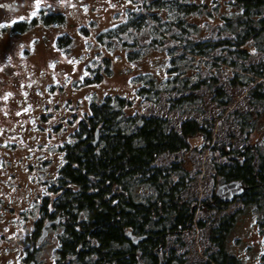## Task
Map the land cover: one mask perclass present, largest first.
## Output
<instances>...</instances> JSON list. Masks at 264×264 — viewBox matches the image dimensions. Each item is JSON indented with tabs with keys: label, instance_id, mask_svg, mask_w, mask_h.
Wrapping results in <instances>:
<instances>
[{
	"label": "rangeland",
	"instance_id": "374dc122",
	"mask_svg": "<svg viewBox=\"0 0 264 264\" xmlns=\"http://www.w3.org/2000/svg\"><path fill=\"white\" fill-rule=\"evenodd\" d=\"M185 2L197 10L187 16L189 43H226L205 57L186 53L188 62L178 63L186 64V76L193 85L176 95L169 58L182 53L184 47L172 37L178 29L169 22L173 16L166 10L158 13L162 22L167 21L164 28L169 32L163 37L157 34L158 43L145 28L127 29L118 41L107 45L109 41L101 43L98 37L122 25L129 13L141 8L143 0H40L39 9L36 0H0V24L9 25L0 28V134L1 127L11 130L15 125L16 132L21 125L24 132L29 129L27 136H0V264H27L29 259L37 264L56 263L63 227L51 229L38 249L32 238L36 225L43 221L42 207L56 196L52 188L64 164L59 148L74 140V130L87 118L92 104L115 94L130 103L126 113L160 117L177 132L183 121H195L209 134V140L204 135L190 138L186 149L161 155L156 161L157 166H176L174 179L185 177L187 188L182 197L193 209L189 232L168 237L159 253L170 256L171 264L209 261L216 247L208 241L207 231L226 216L232 218V225L225 234V252L241 264H264V195H259V207L246 202L248 196L232 200L223 209L206 207L223 183L213 165L227 171L243 161L240 153L248 148L264 152L263 104L251 95L255 86H264V79L243 70L261 60L264 28L236 47L231 29L242 34L244 28L233 26L241 16L234 0ZM49 15L63 20L44 25L42 19ZM17 24L23 25V31L15 28ZM155 27L160 32L164 29L163 24ZM59 39L67 44L59 48ZM32 73L35 81L30 78ZM142 75L162 89L157 98L135 96L141 85L136 79ZM27 90L31 96L25 104ZM188 92L191 102L181 108L169 100ZM16 99L23 100L21 106ZM62 117L61 126L67 129L59 138L52 136L48 125H57ZM131 192L137 201L154 196L145 184H133Z\"/></svg>",
	"mask_w": 264,
	"mask_h": 264
},
{
	"label": "trees",
	"instance_id": "16d2710c",
	"mask_svg": "<svg viewBox=\"0 0 264 264\" xmlns=\"http://www.w3.org/2000/svg\"><path fill=\"white\" fill-rule=\"evenodd\" d=\"M234 2L241 8V16L235 18L233 26L244 28L242 34L231 29L237 47L243 46L245 40L264 28V0ZM160 10H166L173 16L169 22L172 21L178 33L172 37L184 47L185 52L169 58V73L174 76V81H171L173 88L176 95L184 94L191 89L193 83L190 76H186V64L180 66L178 62L187 61L186 53L208 56L209 51H214L219 45L226 43H189L187 37L191 33V24L188 23L187 16L197 11L194 4L189 5L185 0H143L141 8L129 13L122 25L100 35L98 39L101 43L109 41V45L118 41L119 34L127 29L140 31L147 28L152 34V41L158 43L156 35L163 37L164 33L169 32L168 28H164L167 21L162 22L158 13ZM62 20V16L49 15L42 22L44 25H53L60 24ZM162 24L164 29L160 32L155 25ZM15 26L19 30L23 28V25ZM56 44L61 48L67 41L59 39ZM159 44L161 45L160 42ZM260 52L261 60L243 70L264 79V48ZM136 80L141 83L136 90V97L152 94L153 98H157L162 92L149 76L142 75ZM190 94L188 92L169 100L177 102L174 107L181 108L191 102ZM251 95L255 101L263 104L264 112V86L261 89L259 85L255 86ZM127 107H130L128 100L117 94L109 95L98 104H92L87 118L74 130V140L65 144L64 164L58 171L53 192L56 196L50 204L49 213L51 218L56 215L69 216L64 221V231L57 251L62 258L75 254L77 245L89 235L97 242V251H94L96 257L89 259L92 252L88 245V250L79 255L80 262L158 264L157 256L165 247L166 239L173 234H186L191 229L193 209L187 199L182 197L187 188L185 177L174 179L176 166H157L156 161L161 155L186 149L190 138L204 135L209 140V134H205L207 129L195 121L186 120L180 124L177 132L168 128L165 119L129 114L124 110ZM96 130L98 141L93 146ZM239 158L243 161L233 164L227 171L217 164L213 165V170L223 183L241 181L247 190L239 197L248 196L246 202L259 207V195H264V152L251 150L250 147L240 153ZM136 183L151 187L154 196L137 201L131 192V186ZM212 204L215 207H211ZM225 206L216 196L206 205L210 209H223ZM42 213L48 215L45 210ZM93 225L96 226L95 230H92ZM231 225L232 218L224 216L219 219L217 227L210 228L208 234L216 251L203 264H241L224 250L225 234ZM201 226L203 224L199 222V227ZM38 230L37 227L34 234ZM126 231L145 238L133 245L125 238ZM171 262L172 258L166 257L165 264Z\"/></svg>",
	"mask_w": 264,
	"mask_h": 264
},
{
	"label": "flooded vegetation",
	"instance_id": "af4514ba",
	"mask_svg": "<svg viewBox=\"0 0 264 264\" xmlns=\"http://www.w3.org/2000/svg\"><path fill=\"white\" fill-rule=\"evenodd\" d=\"M7 7H8L7 9H11L12 8V7L8 6V5H7ZM14 9H16V8H14ZM41 75H43V74H41ZM30 78L33 81L36 80L35 77L33 76V73L30 74ZM26 84L29 86L28 82ZM21 88H23V86ZM25 92L26 93L24 94V96H26V99H24V103L27 104L29 99H30V96H31V90H27ZM16 100H17L18 106H21L22 103H23V100L22 99H16ZM54 106H58V104L54 103ZM64 107H65V105H63V109H64ZM43 108H44V105H43ZM51 109H53V107H51ZM59 114H61V113H59ZM42 117H44V121H45V119H46L45 116H42ZM63 119H64V117L59 119V121H57L58 122L57 125H55L54 123H52L51 125L50 124L48 125V128H50V130H51L50 134L52 136H57L59 138L60 136H62L64 134V132L67 129V127H66L65 124H63L61 126V123H62L61 120H63ZM44 121H42L41 123H43ZM21 123H26V119L22 120ZM16 128H17V126H15V125L13 126V129H11V130L1 127V133H3L5 137L10 136V135L18 136V134H20L22 136H27V132H29V129H26V131L24 132V130L22 129V125H21V127L16 132L15 131ZM42 130H44V127H42ZM3 134H0V136L3 137ZM22 138H24V137H22ZM59 149H61L60 151L64 154V157H65V145L61 146ZM14 164H15V166H17V162H15ZM27 166H28V162H26V164H25V167H27ZM58 171H59V169H58ZM58 171H57V173H58ZM57 179H58V177H57ZM12 180H14V178H12ZM55 186H56V182L54 183L53 188H52L53 192L55 191L54 190ZM52 201H53V199L50 200L47 203V205L42 207V209H41V213L45 210V211H47L48 215L42 213L43 221H40L38 223V225H36V227H38L39 230H38V232L36 234H34L32 240L35 241V248H37V249L39 248V246L43 243V241L47 237L46 236L44 238V240L40 244H37L38 238H39L40 233H41V229L47 222L53 221L56 218H60V222L58 224H53L52 226L47 228V235H48L49 231L51 229H53L54 227H56V226H62L64 228V221L69 218V216H59V215H56V216H54V218H51V215L49 213H50V210H51L50 204H51ZM95 229H96V226L93 225L92 230H95ZM207 234H208V231H207ZM208 241L212 244L213 247H215V244L213 242H211V238L210 237H208ZM88 245L90 246V251L92 252V256H90L89 259H94L96 257V254H95L94 251H97V247H98L97 246V242H96L95 238H91L89 235H86L85 240L82 243H79L77 245V247L75 249V254L67 256L65 258H62L59 254H57L56 263L55 264H87L86 262L85 263L80 262L78 259H79V255L81 253H84V252H86L88 250V248H87ZM59 248H60V242H59ZM59 248L57 249V251L59 250ZM156 250H158V249H156ZM159 255L157 256L158 264H165L166 257L164 255H162L161 253ZM83 256L85 257V255H83ZM29 260L31 261V259H29ZM29 260H28L27 264L30 262ZM35 264H37V263L35 262Z\"/></svg>",
	"mask_w": 264,
	"mask_h": 264
},
{
	"label": "water",
	"instance_id": "95a60500",
	"mask_svg": "<svg viewBox=\"0 0 264 264\" xmlns=\"http://www.w3.org/2000/svg\"><path fill=\"white\" fill-rule=\"evenodd\" d=\"M97 141H98V130H96L94 133V141L92 142V145L94 146L97 143ZM246 190L247 187L244 186L241 181L233 180L230 182L219 184L215 191V196L221 202L227 204L230 203L232 200L236 199L237 197L241 196ZM59 222H60V218H56L53 221L47 222L41 229V233L38 238L37 244H40L47 236V228H49L53 224H58ZM124 236L127 240L131 241L133 245H137L145 238V236L133 235L129 231H126ZM28 264H35V262L31 260Z\"/></svg>",
	"mask_w": 264,
	"mask_h": 264
},
{
	"label": "snow or ice",
	"instance_id": "6c2138e0",
	"mask_svg": "<svg viewBox=\"0 0 264 264\" xmlns=\"http://www.w3.org/2000/svg\"><path fill=\"white\" fill-rule=\"evenodd\" d=\"M39 7H40V0H36V8L39 9ZM36 14H37L36 12H33L31 15H32L33 17H35ZM21 19H23V17H22ZM13 23H15V21H13ZM8 26H9V25H3V24H0V28L8 27Z\"/></svg>",
	"mask_w": 264,
	"mask_h": 264
}]
</instances>
